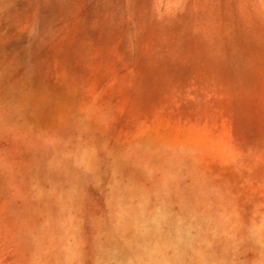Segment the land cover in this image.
<instances>
[{
    "label": "rangeland",
    "instance_id": "obj_1",
    "mask_svg": "<svg viewBox=\"0 0 264 264\" xmlns=\"http://www.w3.org/2000/svg\"><path fill=\"white\" fill-rule=\"evenodd\" d=\"M0 264H264V0H0Z\"/></svg>",
    "mask_w": 264,
    "mask_h": 264
}]
</instances>
